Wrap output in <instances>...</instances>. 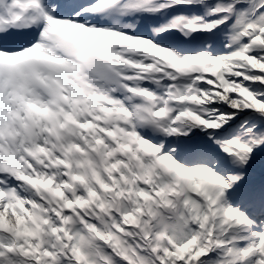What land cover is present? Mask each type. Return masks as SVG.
Listing matches in <instances>:
<instances>
[{
  "label": "snow or ice",
  "instance_id": "obj_1",
  "mask_svg": "<svg viewBox=\"0 0 264 264\" xmlns=\"http://www.w3.org/2000/svg\"><path fill=\"white\" fill-rule=\"evenodd\" d=\"M0 264H264V0H0Z\"/></svg>",
  "mask_w": 264,
  "mask_h": 264
}]
</instances>
